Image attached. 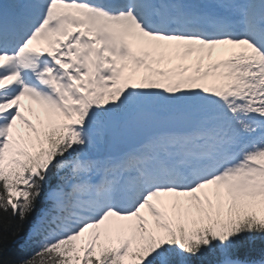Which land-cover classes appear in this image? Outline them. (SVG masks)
I'll return each instance as SVG.
<instances>
[{"label": "rangeland", "instance_id": "1", "mask_svg": "<svg viewBox=\"0 0 264 264\" xmlns=\"http://www.w3.org/2000/svg\"><path fill=\"white\" fill-rule=\"evenodd\" d=\"M160 64H162V62H160ZM158 76H160V73ZM187 76H189V74ZM168 77L170 78V73L162 75V79H166ZM152 80L155 79L152 78ZM32 98L38 104L37 107L39 108L32 110L31 108H29V106H26V108L29 109H27L25 114L22 116H18L15 114V112H17L18 110H13L12 119L15 121L12 122V132H10L9 134V140L6 141L3 145L1 144L2 137L3 134L7 135V132L5 129L3 132L0 130V170L7 168L8 165L11 164L12 160L10 159V154L14 159V154L13 152H11V149L9 148L8 144L14 142L17 145H22V139L25 138V134H27L29 131L38 132V127L43 126L48 121V117L50 115V112L48 110V102L43 98ZM8 124L9 123H4V125L6 126ZM5 139H7V136H5ZM16 139L21 140V144L17 143ZM247 185V182L244 180L243 177H241L235 182H233L231 185H228L229 188L224 190L225 194L223 196L228 195L227 201L225 200V203H219L221 204L220 206L223 208L226 215H231L230 213L233 214L236 211V207H234L235 204H243L246 201H252L255 198L259 197L255 203V206H257V208L255 207L257 212L256 216H264V202H259L261 198H264V185L255 186V188L252 190L253 193L246 194L247 192L245 191V188L247 187ZM12 192L14 193V191ZM215 196L216 197L214 201H210V207L206 212L207 220H210L212 217L214 218L215 216V212L211 207V203H215L214 205L212 204L215 207L217 201L222 202V196ZM0 208L3 209L1 203ZM201 210L206 211L203 208ZM208 215L211 218H208ZM103 218H100L98 220L90 219L88 220V222L84 223H81V221H79V225L74 227L73 234L66 236L65 239L55 240L57 242V246L66 245V239L72 241V243L66 246L65 249H62V247L60 249V251H62L61 253H63L61 257L63 260H65L64 264H85L88 256L89 246L92 244V242L98 241L101 234H108L113 237H117L124 244H128L131 246H135L136 243L140 242V238L136 233V228L135 231H133L131 228L121 225V222L117 224L118 220L112 216L110 218H107L106 220H102Z\"/></svg>", "mask_w": 264, "mask_h": 264}, {"label": "trees", "instance_id": "2", "mask_svg": "<svg viewBox=\"0 0 264 264\" xmlns=\"http://www.w3.org/2000/svg\"><path fill=\"white\" fill-rule=\"evenodd\" d=\"M51 136V135H50ZM50 136L49 143L62 147L60 142L55 141ZM48 183H51L48 180ZM25 217L19 218L16 214L12 216L11 211L0 208V264H62L61 260L56 257V253L48 251L44 254H35L28 259H23L16 244L11 241L14 235L22 229L25 220L29 218L27 212ZM237 225H233L232 221L226 223L225 227L229 230V236L221 231L215 233V240L204 241L200 249H193L194 243H186L188 260L192 264H208L211 260L215 262L227 255L242 258H257L261 255L262 247H264V223H259L248 216L247 212L241 213ZM97 256H90L91 264H117L118 259L111 255L107 248L97 245ZM196 248V247H195ZM191 249V250H190ZM179 249L177 246L170 245L165 247L161 252L163 259H159V263L164 264L167 259H171L169 264H180L173 260L170 255ZM149 264V262L145 263Z\"/></svg>", "mask_w": 264, "mask_h": 264}, {"label": "bare ground", "instance_id": "3", "mask_svg": "<svg viewBox=\"0 0 264 264\" xmlns=\"http://www.w3.org/2000/svg\"><path fill=\"white\" fill-rule=\"evenodd\" d=\"M132 1L133 0L130 1V4H132ZM240 1L246 4V6L249 8L254 4V2H256V0H240ZM263 1L264 0H262V3ZM263 6H264V3H263ZM34 16L22 14V16L17 19L19 21H21L22 19L24 20L27 19V22L25 23V27L23 26V29L20 30V33H23V30L24 32H26L25 30H28V28H26V25L36 24V21H35L36 19H34L35 18ZM0 20H3V16L1 15H0ZM108 24L109 22H105V25L97 27L99 33L103 32V34H101V37L106 40H109V33L112 32V29L107 27ZM60 28H57L55 30L60 32ZM0 30L1 31L5 30L4 25L0 26ZM139 32L140 33H138V36L134 37V41H133L135 43L134 51L138 53L137 51L138 46L141 43L143 44L145 43L146 48L151 50L153 56H156V58H158L159 60L161 61L163 60L167 62L168 60H164V59H169V58L172 59L171 64H169V66L174 67L172 71L174 70L176 71L178 70V68L183 69L182 67L185 66V62L189 61L190 58L193 60L199 59L198 61H196V63L200 65L202 58L206 56L205 54L208 52V50L212 52L213 57H215L216 54H219L220 51H227L229 53V57L230 56L233 57L234 55L232 54V51L236 50L237 52H239L237 53V58H238L237 62L242 63V61H245L247 64V62L252 61L250 64H247V65L245 64L246 70L251 72L252 70L251 65H254V64L258 65V63H262V66L259 67V70L262 71V76L264 78V56L262 55V50L255 46H249L247 44L249 42L246 40L241 39L238 42H228L225 40V41H218V43H213V44L212 43L200 44L199 40H196V39L195 41H193V40H188L187 38H184V39L183 38L170 39V38H162V37L153 38L151 36L149 37L144 36L141 30H139ZM30 33L33 34V32H30ZM190 42L194 44H190ZM40 46L41 45H38L36 43L35 45L32 43H28V46L25 47V50L28 52V55L31 58H35V56H38V54L41 53V48H39ZM208 69L213 70L212 67L204 68V70H208ZM10 79H14L16 82L15 75H13ZM258 81L257 83H255L254 87H252L251 85L244 84V90H243L244 95L242 96V98L245 97L249 101H244V103H239V104L235 102L233 105L234 106L233 111L230 112L232 123L229 122V127H230L229 129L232 133L233 138L235 137V138L240 139L244 137L246 134H249L252 132V130H246L247 128H251V126L247 125L246 123L244 124L242 119H241V124L239 125L240 113H241L242 108H244V106L248 107L249 109L252 108L255 111L257 110L258 112H262L264 110L263 108L260 110L256 108V107H261V106L264 107V103H263L264 94H262L261 97L257 96V94L261 93L262 91L260 90V85L258 84ZM250 95H254V96L251 98ZM26 96H28V94H26ZM23 100H25V98L22 99L21 101ZM240 106L242 107L240 108ZM196 140L197 142L195 143V145L193 144L192 146L193 148H195L196 146L198 147L200 143L202 142L201 140H198V139ZM261 155L263 156V159H264V150H262ZM230 172H232V170Z\"/></svg>", "mask_w": 264, "mask_h": 264}]
</instances>
